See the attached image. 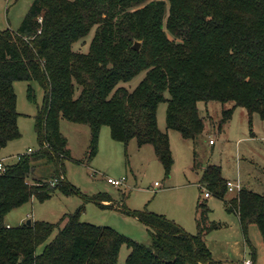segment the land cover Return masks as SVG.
Instances as JSON below:
<instances>
[{"label": "trees", "instance_id": "obj_1", "mask_svg": "<svg viewBox=\"0 0 264 264\" xmlns=\"http://www.w3.org/2000/svg\"><path fill=\"white\" fill-rule=\"evenodd\" d=\"M92 29L88 53L76 50L74 44ZM135 40L141 50L133 49ZM142 71L146 77L136 89L122 85ZM16 81L29 82L32 101V83L43 89L34 123L40 148L0 172V264H121L123 245L130 249L123 264H228L216 261L205 242L218 226L207 223L210 209L200 198L196 235L165 215L129 211L150 227L151 245L83 222L80 211L57 225L32 220L14 228L4 218L56 190L79 193L64 172L63 160L71 156L61 119L89 126L90 159L107 125L119 143L151 145L170 176L174 156L169 134L159 127L160 103L167 104L168 130L184 139L197 140L205 129L201 101H231L224 121L236 107L264 117V0H34L18 30H0V152L21 137ZM45 160L55 165L52 179L29 183L34 164ZM199 184L238 214L246 235L256 225L264 241V194L242 187L227 200L219 165H207ZM95 198L104 209L115 208L101 202L112 201L110 196ZM256 256L253 250L252 264Z\"/></svg>", "mask_w": 264, "mask_h": 264}, {"label": "rangeland", "instance_id": "obj_2", "mask_svg": "<svg viewBox=\"0 0 264 264\" xmlns=\"http://www.w3.org/2000/svg\"><path fill=\"white\" fill-rule=\"evenodd\" d=\"M34 0H0V30L16 31L22 25ZM95 29L83 40L74 44L76 50L88 53ZM145 71L134 79L122 83L130 92L136 89L146 77ZM29 82L16 81L14 89L17 110L20 113L18 126L21 137L14 140L0 152V162L12 165L17 162L18 154L28 153L29 148H40L35 130V116L43 105L44 92L37 83H32L36 101L29 99ZM170 96L169 92L166 94ZM199 113L205 121V129L197 140L184 139L178 131L167 128V104L162 102L158 109L159 127L169 134L174 164L170 176L162 166L151 145L140 147L136 140L127 146L111 138L110 127L105 126L100 133L99 151L90 159L91 131L89 126L61 119L60 125L69 142L70 156L63 160L64 172L68 182L79 189L77 194H65L56 190L46 201L33 198L8 213L4 221L11 227H17L28 220L48 221L58 224L63 217L80 211L81 220L98 226L112 227L138 243L151 245L150 227L132 213L145 209L174 220L184 231L198 234L196 208L199 198L206 200L210 209L208 224L218 227L205 236L213 258L228 264H243L251 260L256 252L257 264H264V241L256 225H251L247 235L241 228L236 212H228L226 202L211 195L204 196L198 187L205 167L219 165L226 181H239L242 187L264 194V117L249 114L248 110L236 107L231 119L224 121V112L231 110L234 104L219 101L199 102ZM213 140L215 145L210 144ZM55 165L47 160L34 164L29 183L35 179H52ZM108 178L123 180L115 186ZM239 192H227V198L233 199ZM110 196L112 202L101 201L115 208H103L96 202L97 196ZM96 199V200H95ZM47 240H52L55 236ZM45 245L37 248L42 252ZM130 249L121 247L119 262L125 263ZM246 260V261H247Z\"/></svg>", "mask_w": 264, "mask_h": 264}, {"label": "built area", "instance_id": "obj_3", "mask_svg": "<svg viewBox=\"0 0 264 264\" xmlns=\"http://www.w3.org/2000/svg\"><path fill=\"white\" fill-rule=\"evenodd\" d=\"M39 21L42 22L43 21V18L40 17V20ZM210 143L213 144L214 141L211 140ZM31 152H33V151L31 149H29L28 154L31 153ZM17 158L20 159V155H18ZM4 170H5V166H4V164H2L0 162V172H2ZM123 181H124V179L123 180H115L113 178H108V182L111 183V184H113V185H115V186L122 185L123 184ZM55 183L56 182H52V185H54ZM227 183H228V191L231 192V193H233V192H239L241 190V188H242V184L239 181H233V182L227 181ZM204 196L206 198L207 197H210L211 196V193L209 191H206L205 190ZM245 263L246 264H252V260H247Z\"/></svg>", "mask_w": 264, "mask_h": 264}, {"label": "water", "instance_id": "obj_4", "mask_svg": "<svg viewBox=\"0 0 264 264\" xmlns=\"http://www.w3.org/2000/svg\"><path fill=\"white\" fill-rule=\"evenodd\" d=\"M134 46H133V49L134 50H141V48H142V42L141 41H138V40H135V42H134V44H133ZM31 223H32V220H28L27 221V224L30 226L31 225Z\"/></svg>", "mask_w": 264, "mask_h": 264}, {"label": "crops", "instance_id": "obj_5", "mask_svg": "<svg viewBox=\"0 0 264 264\" xmlns=\"http://www.w3.org/2000/svg\"><path fill=\"white\" fill-rule=\"evenodd\" d=\"M210 142H211V140H210ZM210 144H211V143H210ZM212 145H215V143H213ZM29 149H31V148H29ZM28 151H29V150H28ZM18 155H20V154H18ZM1 163H2V162H1ZM2 164H4V163H2ZM4 166H7V165H5V164H4ZM197 184H198V187L200 188V186H199V185H200V184H199V181H198V183H197ZM207 198H209V197H207ZM226 198H227V196H226ZM227 200H230V199H229V198H227ZM110 202H112V201H110ZM8 226H9V227H11V225H10V224H8ZM246 260H247V259H246ZM246 260H245V262H246Z\"/></svg>", "mask_w": 264, "mask_h": 264}]
</instances>
